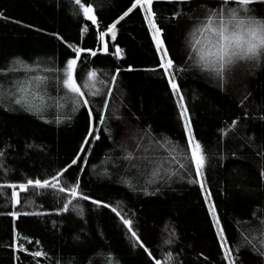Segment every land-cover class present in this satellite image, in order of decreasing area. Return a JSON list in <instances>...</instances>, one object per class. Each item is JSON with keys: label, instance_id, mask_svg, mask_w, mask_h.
<instances>
[{"label": "trees", "instance_id": "trees-1", "mask_svg": "<svg viewBox=\"0 0 264 264\" xmlns=\"http://www.w3.org/2000/svg\"><path fill=\"white\" fill-rule=\"evenodd\" d=\"M88 2H94L102 25L117 19L130 6L129 0ZM205 6L216 7L217 0H191L183 11L189 16L192 11L201 15ZM155 7L166 44L175 58L182 60L186 25L184 20L172 18L173 10H180V6L161 3ZM256 7L264 11V5ZM74 9L73 0H0V69H6L17 57L29 64L59 67L71 54L68 44L96 50V27L76 17ZM85 26H90L88 33L83 32ZM117 28L114 42L110 34L105 39L110 51L115 50L113 43L123 49V58L98 52L96 57H86L91 63L80 73L86 75L94 67L102 73L99 78L107 81L116 67L123 69L105 124L98 119L94 122L101 139L86 146L91 155L81 154L88 160L87 165L80 162L83 191L132 217L141 240L156 258L171 252L173 264H227L199 185L188 183L187 172L175 162L169 163L168 149L175 143L184 149L186 136L165 78L160 71H147L157 66L158 54L142 13L134 10ZM129 66L134 70L127 71ZM33 74L0 72V91L14 90L17 80ZM180 85L195 136L209 157L208 186L229 244L233 249L242 246L238 264H264V258L243 241V236L264 220V179L260 175L264 169V64L240 63L226 72L223 81L198 70L182 73ZM109 86L106 83L103 90ZM46 95L55 97L57 93L49 87ZM105 98H94L92 107H101ZM84 111L49 107L41 119L0 100V152L4 153L0 156V184L46 176L70 163L85 135ZM57 116L60 123L55 122ZM234 119L238 126L224 136L221 129L228 128ZM129 152L133 158L124 159ZM178 159L187 165L182 152ZM77 173V166H73L65 179L72 181ZM122 177L130 179L135 189L122 183ZM145 188L152 194H145ZM11 191L0 188V264H17L16 255H20L19 264H35L27 254L13 252L14 229L41 241L48 256L39 258L40 264H106L110 255L119 264H153L142 248L134 246L126 228L109 209L82 201L83 218L76 211L58 214L56 195L38 194L39 190L33 189L22 193L21 203L13 208ZM10 211L49 214L14 219L7 215ZM169 240L172 243H167ZM25 246L30 251L38 249L35 243Z\"/></svg>", "mask_w": 264, "mask_h": 264}, {"label": "snow or ice", "instance_id": "snow-or-ice-1", "mask_svg": "<svg viewBox=\"0 0 264 264\" xmlns=\"http://www.w3.org/2000/svg\"><path fill=\"white\" fill-rule=\"evenodd\" d=\"M73 3L75 5L74 15L78 18H84L87 22H90V26L96 27L98 33L96 40L99 45L96 50H93L92 47L68 44V48L72 50L71 54L59 67H42L40 62L29 64L17 57L10 62L6 69H0V72L5 74L20 71L34 73L26 76L23 80H17L14 84V90L0 91V100H8V102L19 106L24 111L37 115L41 119L45 118V112L49 107L58 109L71 107L73 113L84 109L87 124L78 152L65 167L46 176L26 178L21 183L0 184V188L7 187L12 190V207L15 208L19 205L21 194H27L30 189L39 190L38 194L54 193L60 201V206L56 208L58 214L76 211L83 218L84 208L80 202L90 201L92 205L109 209L111 213L115 214L135 242L134 246L142 248L153 264H173L175 260L173 253L167 252L161 259L153 256V252L141 240L138 230H136L135 220L132 217H126L123 209L118 210L117 206L106 203L102 199L94 198L92 194L85 193L83 191L84 185H82L79 178V173L84 171V168L80 167V162L83 161L84 165L88 164V160L81 154L87 152L91 155V151L86 146L92 140L99 141L101 139L94 122L98 119L101 125L105 124V114L109 109V101L123 69L116 67L114 74L107 81L99 78L102 73L94 67L87 70L86 75L80 73L83 68L91 63L86 57H96L98 52L116 58H123V49L118 44L113 43L111 47L115 50L110 51V44L105 38L110 34L111 40L114 42L118 32L117 26L135 10L136 14L142 13L146 31L150 33L151 42L158 54L157 66L147 69V71H160L161 76L165 78L171 94L175 98V104L186 136V147L184 149H180L178 143L173 144L168 149L171 155L169 163L175 162L180 169L187 172L188 183L199 185L211 223L215 226L216 235L219 238V246L223 249L224 259L227 264H238L242 246H238L236 249L231 247L225 233V227L221 223L216 202L212 198V190L208 186L206 169L209 157L205 151V146L195 136L189 108L181 89L180 77L182 73L198 70L208 74L209 77H216L223 81L226 72L240 63L264 64V11L258 10L256 7V5H264V0H217L216 7L209 8L205 6L200 10L201 15H197L195 11L189 8V11H192L190 16L185 14L183 8L185 5H190L191 0H129L130 6H127L118 18L104 25L97 17L94 2L73 0ZM161 3L180 6V10H173L172 18L184 20L186 25L181 49L182 60H177L175 53L171 52L166 44L165 30L159 23V13L155 7V5ZM0 16H3V14L0 13ZM17 23L20 22L17 21ZM90 26H85L83 32L88 33ZM59 38L63 39V37ZM133 70L131 66L127 69V71ZM106 83L110 86L104 91L103 85ZM98 85H101V87H98ZM49 87H52L57 93L55 97L46 95ZM105 96L107 98L102 100L101 107L94 109L92 107L93 99ZM55 122H61L59 116L56 117ZM237 126L238 120L234 119L228 125V128L221 129V132L224 136H227L228 129H235ZM181 152L183 157L187 159V165L178 159V154ZM3 155L4 153L0 152V156ZM132 158L133 153L131 152L124 157L126 160ZM73 166H77L78 173L72 181H68L65 177ZM0 167L3 166L0 165ZM104 174L108 175L109 173L105 172ZM153 174L158 175V172L154 171ZM260 175L264 179V169L260 171ZM121 182L125 183L130 189H135V185L127 177H122ZM17 188L19 191L16 190ZM143 191L145 194H152L148 193L146 188ZM48 214L39 211L24 213L10 211L7 213L14 219H19L21 216H43ZM253 231L258 235H253ZM14 232L15 238L11 245L14 253L27 254L35 264H40L39 258L48 256V252L43 249L40 240L33 241L27 235H22V232L17 229H14ZM172 235H175L174 231ZM243 241L244 245H250L252 251L259 257L264 258V220H261L259 225L250 231L248 235L243 236ZM33 243L38 246V249L30 251L29 247L25 245L31 246ZM167 243L170 244L172 241L169 240ZM15 259L19 264L20 255H16ZM106 264H119V261L110 255Z\"/></svg>", "mask_w": 264, "mask_h": 264}]
</instances>
